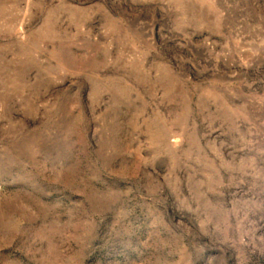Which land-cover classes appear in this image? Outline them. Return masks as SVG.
Masks as SVG:
<instances>
[{
    "label": "rangeland",
    "instance_id": "rangeland-1",
    "mask_svg": "<svg viewBox=\"0 0 264 264\" xmlns=\"http://www.w3.org/2000/svg\"><path fill=\"white\" fill-rule=\"evenodd\" d=\"M0 264H264V0H0Z\"/></svg>",
    "mask_w": 264,
    "mask_h": 264
}]
</instances>
